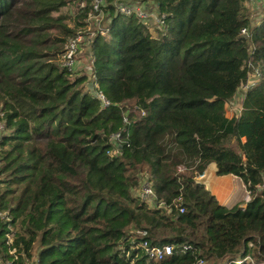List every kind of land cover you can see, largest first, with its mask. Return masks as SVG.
Instances as JSON below:
<instances>
[{
  "label": "trees",
  "instance_id": "1",
  "mask_svg": "<svg viewBox=\"0 0 264 264\" xmlns=\"http://www.w3.org/2000/svg\"><path fill=\"white\" fill-rule=\"evenodd\" d=\"M72 1L0 0V258L8 231L11 264H264V16L251 22L244 0H151L153 36L105 0L86 75L58 64L91 10ZM208 163L241 179L243 205L195 180ZM142 241L170 251L154 260Z\"/></svg>",
  "mask_w": 264,
  "mask_h": 264
},
{
  "label": "built area",
  "instance_id": "2",
  "mask_svg": "<svg viewBox=\"0 0 264 264\" xmlns=\"http://www.w3.org/2000/svg\"><path fill=\"white\" fill-rule=\"evenodd\" d=\"M104 2L105 0H89V5L91 9L90 13H88L87 16L84 18L83 24L79 26L76 30H74L73 34H71L62 45V49L58 61L60 67L71 70V67L74 63L73 55L78 48V44L85 43V45L89 47V44L92 41V38L95 35V33L96 32L103 33L105 31V28H103L101 23H98L96 25L97 27L96 32H93L92 27L90 28L91 21L93 23L94 19H96V17L98 16L97 14L102 13L101 8L104 6ZM147 6H148L147 2L141 1V2H132L128 4H117L116 6H113V9L115 7L116 10L115 12L125 15H134L142 23L146 25H150L157 29H162L164 27L163 14L157 12L154 4L150 5L151 6L150 10H147ZM240 33L243 35H247V31L245 28H241ZM258 75H259L258 70L255 69L254 72L252 74H249L246 80L237 87L236 91L239 92L237 98L238 101H240V98L244 94V92L255 84ZM95 96L98 99L101 106H106L108 104L107 99L100 92H96ZM238 110H239V106L236 112H238ZM3 130H4V120H3L2 112L0 111V133ZM118 137L119 134L118 132H116V133H111L108 139L109 141L114 143ZM114 146L116 147L117 144L114 143ZM261 176H262V181L254 184V187L257 189L264 188V169L262 170ZM245 192H246L245 199L248 200V191ZM138 196L141 200H145L149 197L152 198V192L149 188V185H147L145 182L141 184V189L139 190ZM179 211H181V209H179ZM8 220H9V216L7 211L0 210V221L6 222ZM7 229L9 230L8 226ZM4 238H5L4 243L6 245V252L9 254L10 257L6 259L0 258V264H11L13 261L16 260L17 255L15 253V248L12 246L11 243V234H9L8 231L4 232ZM140 247L144 250L147 257L152 258L154 260L161 259L164 255L168 254L170 251L169 245L148 246L146 241H142ZM196 264H201V261L198 260Z\"/></svg>",
  "mask_w": 264,
  "mask_h": 264
},
{
  "label": "crops",
  "instance_id": "3",
  "mask_svg": "<svg viewBox=\"0 0 264 264\" xmlns=\"http://www.w3.org/2000/svg\"><path fill=\"white\" fill-rule=\"evenodd\" d=\"M249 11V19L256 23L264 16V0H247L244 2ZM195 180L213 195L219 205L230 208L233 205H243L246 190L241 179L232 174L217 175L213 163H208L201 174Z\"/></svg>",
  "mask_w": 264,
  "mask_h": 264
},
{
  "label": "rangeland",
  "instance_id": "4",
  "mask_svg": "<svg viewBox=\"0 0 264 264\" xmlns=\"http://www.w3.org/2000/svg\"><path fill=\"white\" fill-rule=\"evenodd\" d=\"M76 1H78V0H74L70 4V11L71 12L74 11L76 8H78L77 7L78 5H76ZM79 1H80L81 4H84V5L86 3H88V1H86V0H79ZM106 2H107V4H111L113 6H116L117 4H128V3H132V2H141V0H139V1L138 0H109V1L106 0ZM106 2H104V5H106ZM151 3L153 4V2L151 0H149V2H147V4H148L147 10L151 9V6H150ZM113 10H114V12L116 11L115 7H114ZM102 13L97 14L98 16L96 17V19H94L93 23L91 21L90 28L92 27L93 32H96V30H97L96 25L98 23H101V21H102V25H104L103 21L106 23V19H107V14L108 13L104 12V11H102ZM74 17L75 16L73 14L72 19H74ZM67 24H68V26L72 25V23L70 21H68ZM79 26H80V24L75 25L73 30L74 29L76 30ZM154 28L155 27H152L153 30H151V32H152L153 36H156V35H158L159 32H156L154 30ZM88 50H89V48H88L87 45H85V43L78 44V48H77L76 52L73 55V62L74 63L72 65V67H71V70L73 71V73H75V74L76 73H85L86 75L89 74V73H87V71L90 72V61H89ZM255 69H257V68H253L251 70L250 74H252ZM238 94H239V92L236 91L234 96L229 101L226 102V110H227V114L228 115H232L233 113H236V111H237V108L239 106V101L237 100ZM6 132H7V130L5 129L0 134L6 133ZM3 179H4V175L0 174V180H3ZM0 189H2L1 183H0ZM245 198H246V196H245ZM9 230L13 231V229L11 227L9 228ZM33 259H34V251H33L32 258L29 261H32ZM33 262H31L29 264H33Z\"/></svg>",
  "mask_w": 264,
  "mask_h": 264
}]
</instances>
